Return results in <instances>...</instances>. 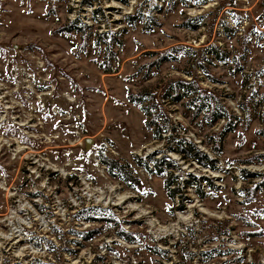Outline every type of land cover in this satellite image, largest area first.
Masks as SVG:
<instances>
[{
    "label": "rangeland",
    "instance_id": "rangeland-1",
    "mask_svg": "<svg viewBox=\"0 0 264 264\" xmlns=\"http://www.w3.org/2000/svg\"><path fill=\"white\" fill-rule=\"evenodd\" d=\"M202 1L0 0V264H264V0Z\"/></svg>",
    "mask_w": 264,
    "mask_h": 264
},
{
    "label": "trees",
    "instance_id": "trees-1",
    "mask_svg": "<svg viewBox=\"0 0 264 264\" xmlns=\"http://www.w3.org/2000/svg\"><path fill=\"white\" fill-rule=\"evenodd\" d=\"M205 2H206V0H203L200 3L202 4ZM127 18H129V17H127ZM75 20H73L72 23L65 28V29H67L66 31H69V30H74V31L80 30V31H82V26H77L75 24ZM193 20H195V19H193ZM197 20L198 19H196V21ZM196 25H199V24L195 23L194 26H192V27L190 26L191 27L190 29H195L197 27ZM214 52H215V50H214ZM215 55H217L218 59H220V60H222L224 58V54H222V53L218 54L217 51L215 52ZM103 70H104V73H114L115 72L114 70L111 71L108 68H105ZM192 87H193L192 84H190L189 82L176 81L175 87L171 88V91H172L170 93L171 100H175V99L178 100L177 98L187 97L186 95L190 94L189 88H192ZM179 91H182V92H179ZM192 93H194V92H192ZM127 98H128V101L131 103H134V105H140V109L143 111V113L145 115H149V112L152 111L150 107L157 110L155 113V116L153 118H151V117L148 118V122H146L147 126L149 124L151 125V123L155 124L156 123L155 119L158 116L162 117V115L159 111V107L151 105V104L144 105V103H148V101H153L152 96H150L148 92L129 94L127 96ZM188 104L190 106H192V108L194 109L195 115L200 114L199 112L202 111V113H204V114H202V117H204L207 120L208 124L212 123L214 120H216L217 118H220V117H225L227 119V116L225 114L226 110L217 100L210 102L208 98H201L200 96L197 97V96L193 95V96L189 97ZM163 118L165 119L164 116H163ZM162 122H164V124H162V125L161 124H155L157 126L155 129V136H154L155 139H159L161 130H164L166 128L165 127L167 124L166 120H164ZM259 132L264 133V131H261V130ZM178 148L180 150L184 151V155H186L188 157H195L196 161L199 164L206 165L210 169H214V162L211 159L207 158L205 156V154H203L202 152H200L199 150L194 148L193 145H191L190 147H187V148H183L182 145L180 144ZM136 162L138 163V165H140L139 164L140 162L137 158H136ZM100 163L108 169V172L110 175H113V173H116V176L118 177L119 180H121L125 183L132 180V177L127 172L125 166L119 165L117 161H112L110 159L104 158L103 156H100ZM152 163H153L152 166H154V168H156V170H158L157 175H161V173H160L161 167L164 171L171 170L173 168L177 169V166L174 164V161L171 160L170 158L166 157V156L165 157L163 156L162 158H157V160H153ZM160 165H162V166H160ZM151 169L152 168L148 169L147 166H145L146 172L150 173L149 171H153ZM244 173L247 174L245 171H244ZM174 179H175V177L171 176L170 180L167 179L165 181L164 187L169 193H170V191L168 190V187L174 183V181H175ZM203 181L207 182L209 186L212 185L205 178ZM187 183H190V184L196 183V189H197L198 193H200V191H199L200 183H201L200 180H198L196 177H192V175H191L190 179L187 181ZM262 183H263V181L260 182V184H262ZM256 185H258V184H256ZM169 196H171V193L169 194ZM84 211L86 212V210H84ZM82 217L84 218L85 221H91L90 219H88L86 217V214ZM95 218H101V216H98ZM93 231H89V232H87V234L82 233V234H84L83 237H85V238L91 237ZM125 239L127 241H131V239H128V238H125Z\"/></svg>",
    "mask_w": 264,
    "mask_h": 264
}]
</instances>
